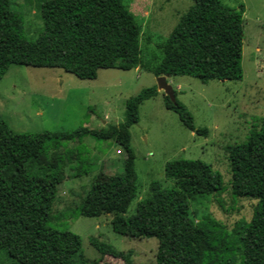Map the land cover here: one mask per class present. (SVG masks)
<instances>
[{
    "label": "trees",
    "instance_id": "1",
    "mask_svg": "<svg viewBox=\"0 0 264 264\" xmlns=\"http://www.w3.org/2000/svg\"><path fill=\"white\" fill-rule=\"evenodd\" d=\"M44 31L35 41L23 36V21L14 0H0V80L13 64L61 68L81 79H97L101 69L132 70L142 62V31L124 0H45ZM244 5L240 10L221 0H193L167 40L162 58L149 68L156 77L190 76L203 83L241 81L245 41ZM145 67H148L145 65ZM157 87L128 100L126 121L103 130L80 127L73 132L38 134L12 132L0 121V260L16 264H98L88 260L82 239L49 223L59 186L65 180V141L92 136L119 140L126 158L122 175L93 182L78 213L85 217L113 215V230L136 239L156 238V264H264V118L246 141L228 148L234 198L257 200L251 221L227 227L206 217L196 223L190 199L222 193L219 172L200 160H174L165 176L174 188L153 182L136 214L126 218L139 192L130 128L140 120L141 104L158 96ZM163 92L165 105L192 132L197 129L187 107ZM78 175L81 172H77ZM103 256L133 264L131 252L118 251L92 238Z\"/></svg>",
    "mask_w": 264,
    "mask_h": 264
},
{
    "label": "rangeland",
    "instance_id": "2",
    "mask_svg": "<svg viewBox=\"0 0 264 264\" xmlns=\"http://www.w3.org/2000/svg\"><path fill=\"white\" fill-rule=\"evenodd\" d=\"M44 1L14 0V10L23 21V36L29 41L37 40L44 31ZM221 1L237 10L241 5L245 7L244 78L208 83L190 76L168 79L179 101L194 116L196 128L208 130L206 135L185 127L178 114L166 107L161 92L141 104L140 120L130 128L139 192L124 215L126 218L136 214L138 203L148 197L153 182L168 189L175 187V181L165 176L166 164L174 160L206 162L222 177V193L190 199V213L196 223L209 217L225 225L232 234L238 223L249 222L254 215L257 200L234 198L231 194L228 148L246 141L264 118V0ZM124 3L136 15L142 31L139 68L101 69L97 79L89 80L61 68L13 64L0 80V121L12 132L28 134L73 132L80 127L103 130L125 123L128 100L145 89L158 88L159 77L149 68L162 58L160 46L191 8L193 0ZM60 150L66 156V178L59 186L49 225L79 235L85 257L98 264L128 263L122 258L101 255L92 245V238L118 251L131 252L133 264H156V238L136 239L116 233L110 214L85 217L78 213L93 182L110 181L123 174L126 156L119 140L87 136L63 142ZM0 264L16 263L2 255Z\"/></svg>",
    "mask_w": 264,
    "mask_h": 264
},
{
    "label": "water",
    "instance_id": "3",
    "mask_svg": "<svg viewBox=\"0 0 264 264\" xmlns=\"http://www.w3.org/2000/svg\"><path fill=\"white\" fill-rule=\"evenodd\" d=\"M169 78H170L169 74L159 77L158 89L160 91H163L167 96H169L173 102H176L177 98L173 90V87L171 84L168 83Z\"/></svg>",
    "mask_w": 264,
    "mask_h": 264
},
{
    "label": "crops",
    "instance_id": "4",
    "mask_svg": "<svg viewBox=\"0 0 264 264\" xmlns=\"http://www.w3.org/2000/svg\"><path fill=\"white\" fill-rule=\"evenodd\" d=\"M159 92L163 93L162 91L159 90Z\"/></svg>",
    "mask_w": 264,
    "mask_h": 264
}]
</instances>
